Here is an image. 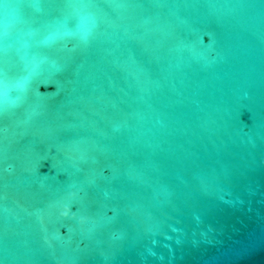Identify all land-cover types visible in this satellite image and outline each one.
Masks as SVG:
<instances>
[{
  "label": "water",
  "instance_id": "obj_1",
  "mask_svg": "<svg viewBox=\"0 0 264 264\" xmlns=\"http://www.w3.org/2000/svg\"><path fill=\"white\" fill-rule=\"evenodd\" d=\"M0 264H264V0H0Z\"/></svg>",
  "mask_w": 264,
  "mask_h": 264
}]
</instances>
